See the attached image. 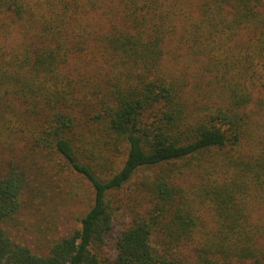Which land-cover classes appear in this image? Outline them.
<instances>
[{
	"label": "trees",
	"instance_id": "1",
	"mask_svg": "<svg viewBox=\"0 0 264 264\" xmlns=\"http://www.w3.org/2000/svg\"><path fill=\"white\" fill-rule=\"evenodd\" d=\"M8 20L22 38L0 45V264H264V0H0ZM18 144L91 189L43 254L11 233Z\"/></svg>",
	"mask_w": 264,
	"mask_h": 264
},
{
	"label": "rangeland",
	"instance_id": "2",
	"mask_svg": "<svg viewBox=\"0 0 264 264\" xmlns=\"http://www.w3.org/2000/svg\"><path fill=\"white\" fill-rule=\"evenodd\" d=\"M20 30L21 26L18 22L4 21V24L0 25V45H3L5 50L17 47V42L22 38ZM180 60V67L184 64L187 66L190 85H195L196 90L208 95L209 77L202 71L200 63L185 57L183 53ZM3 151L0 155L1 160L6 162L12 157L9 155V149ZM13 159L19 162L26 160L24 164L29 169V179L28 191L23 197L21 210L11 233L15 239L28 245L32 251L43 254L52 241L79 228L80 218L90 204L91 189L81 177L64 169L63 162L51 171L52 163H48L47 166L45 150L38 151L29 144H18L14 147ZM47 168L50 175H53L51 186L49 181L47 182ZM254 215L255 218L264 217V209L256 211ZM125 221V217L120 216L116 229ZM111 250L110 242L108 252ZM180 253L190 259L189 247L184 248Z\"/></svg>",
	"mask_w": 264,
	"mask_h": 264
}]
</instances>
